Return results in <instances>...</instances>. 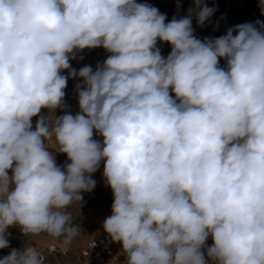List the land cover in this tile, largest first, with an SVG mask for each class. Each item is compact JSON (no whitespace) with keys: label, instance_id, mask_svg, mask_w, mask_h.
I'll use <instances>...</instances> for the list:
<instances>
[{"label":"clouds","instance_id":"obj_1","mask_svg":"<svg viewBox=\"0 0 264 264\" xmlns=\"http://www.w3.org/2000/svg\"><path fill=\"white\" fill-rule=\"evenodd\" d=\"M193 4L166 22L137 0H0V249L12 226L70 244L103 161L124 264H264V23L201 40L192 16L216 9ZM97 48L102 64L71 67ZM70 78L79 111L57 116ZM0 264L45 262L27 246Z\"/></svg>","mask_w":264,"mask_h":264},{"label":"rangeland","instance_id":"obj_2","mask_svg":"<svg viewBox=\"0 0 264 264\" xmlns=\"http://www.w3.org/2000/svg\"><path fill=\"white\" fill-rule=\"evenodd\" d=\"M139 3H148L159 9L160 13L165 14L167 18L176 17L177 19L187 16L189 9L194 7L193 0H137ZM209 7H214L216 11L205 22L203 26L197 23L196 17L192 16V27L194 35L203 40L204 38H216L225 35L228 28L236 26L240 22V16L244 15L241 10L246 7L259 9L260 0H205ZM264 23V22H263ZM236 34L235 32L233 33ZM109 54L96 56L89 59L84 64H72L71 67L79 70L85 65H90L95 69L96 65L102 64ZM220 66H225L224 59L220 60ZM68 74V73H67ZM71 86L76 85L78 81L71 78ZM76 80V81H75ZM75 81V83H73ZM174 95V94H173ZM78 111L71 112L75 115ZM64 115V114H62ZM61 115V116H62ZM32 118V124L33 122ZM35 128V124H33ZM94 139L102 140V137L94 133ZM57 145L53 143L49 150L53 153L57 150ZM59 152L55 153L56 163L60 162ZM103 175V170H102ZM83 201L81 204L73 205L68 210L72 213L73 224L79 225V232L73 238L70 244L63 242V237L53 238L47 234L36 236H25L21 233L19 227L8 231L9 251L1 254L0 258L7 256L12 249L22 251L30 246L38 252L45 254V264H78L82 260L81 254L88 243L99 237L103 232L102 222L111 215V205L113 203V194L105 191H92L82 193ZM213 243L211 237L206 244L211 246ZM119 249H120V245ZM57 251L52 252V248Z\"/></svg>","mask_w":264,"mask_h":264},{"label":"built area","instance_id":"obj_3","mask_svg":"<svg viewBox=\"0 0 264 264\" xmlns=\"http://www.w3.org/2000/svg\"><path fill=\"white\" fill-rule=\"evenodd\" d=\"M170 20L171 18H167L166 22ZM157 47L160 48L161 54L164 57H167V55L171 51V46L168 43H161L158 41ZM106 54H109V53H107L103 48H97V49H92V50L85 49L82 52L78 53L77 58L72 59L70 61V64L71 65L75 63L84 64L85 62H87L89 59L93 57L102 56ZM67 73H68V70H64L62 74L67 76ZM75 79L78 81V83L80 82L78 78H75ZM75 81H73V83H75ZM71 83H72V80L70 78L67 81V87L65 89V97H64L65 108L57 109L55 112V115L57 116H61L62 114H65V112L71 113V112L79 111L77 92L75 91V85L71 86ZM42 112L47 114L46 109L42 110ZM33 118H34L33 124H35L38 117H33ZM34 129L35 128L33 127V130ZM46 146L50 148V146H53V143L46 142ZM59 154H60V158L59 157L58 158L60 159V162L57 163V165L63 167L66 163H69L70 161H68L66 154H63V153H59ZM103 163L104 162L101 161L100 168L95 173L92 174V179L96 181V186L92 191H105V192L113 194L111 189L105 185V181L102 175ZM9 175H11V170H9ZM16 227L17 226H12L8 229V231ZM93 241H94V246H91ZM118 245H120V243L111 242L107 234L103 232L99 237L90 241L88 245L83 249L82 254H81L83 261H81L78 264H124L125 257L124 255L121 254L122 245L120 246V249ZM206 245L209 246L208 244ZM9 249L10 247L0 249V255L7 253ZM51 251L55 252L57 250L54 247L51 249ZM39 253L44 257V262H45V254L43 252H39ZM209 264H211L210 261H209Z\"/></svg>","mask_w":264,"mask_h":264},{"label":"trees","instance_id":"obj_4","mask_svg":"<svg viewBox=\"0 0 264 264\" xmlns=\"http://www.w3.org/2000/svg\"><path fill=\"white\" fill-rule=\"evenodd\" d=\"M241 11L244 12V15H241L239 17L240 22L238 24L252 23L255 25L257 21H260L261 23L264 22V14H262L261 12V7L257 10L252 9L251 7H246L243 8Z\"/></svg>","mask_w":264,"mask_h":264}]
</instances>
